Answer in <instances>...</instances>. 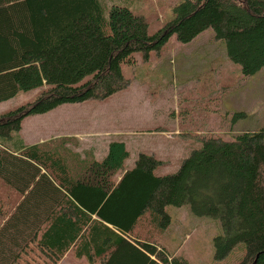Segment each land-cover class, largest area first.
Instances as JSON below:
<instances>
[{
    "label": "trees",
    "instance_id": "16d2710c",
    "mask_svg": "<svg viewBox=\"0 0 264 264\" xmlns=\"http://www.w3.org/2000/svg\"><path fill=\"white\" fill-rule=\"evenodd\" d=\"M174 13L149 35L143 17L101 0H0V104L38 91L0 114V142L12 144L0 150V264H188L145 238L148 221L166 229V207L184 205L220 222L215 260L242 243L240 264H264V128L195 136L199 148L163 176L146 153L125 168L121 141L97 161L14 138L30 116L125 90L122 65L148 62L172 37L188 44L211 29L243 76L264 66V0H182Z\"/></svg>",
    "mask_w": 264,
    "mask_h": 264
},
{
    "label": "rangeland",
    "instance_id": "374dc122",
    "mask_svg": "<svg viewBox=\"0 0 264 264\" xmlns=\"http://www.w3.org/2000/svg\"><path fill=\"white\" fill-rule=\"evenodd\" d=\"M181 1L101 0V4L105 11L112 5L128 8L145 19L148 34L153 35L175 18L174 9ZM137 62L139 64L122 65L123 75L132 81L125 90L103 101L65 104L46 114L30 116L22 123V138L31 144L44 141L55 146L62 143L64 147L81 151L93 139L121 136L129 140L130 158L125 166L131 168L140 152L157 149L146 147L152 145V141L170 142L174 146L179 140L174 135L177 131L172 126L175 124L181 130L188 126L190 128L185 130L189 131L211 127L200 131L226 141L264 128V66L252 76H243L240 67L228 59L225 43L216 40L211 29L188 44H181L172 37L158 54H151L148 62L142 63L139 56ZM37 94L38 91L19 93L0 104V114L33 102ZM242 113L244 116H236ZM174 117L176 119L172 120ZM163 118L164 121L169 118V129L163 131L167 134L150 138L148 135L152 132H162L156 128L162 126ZM17 137L20 135L15 134V140ZM11 147L9 142H0V150ZM164 148L165 145H161L156 153L166 161H162L155 172L158 176L175 174L182 159L188 156L178 151L164 153ZM165 211L170 217L168 227L162 229L148 221L149 233L145 238L152 239L168 255L183 258L188 264H240L245 253L242 243L225 259H214L213 242L222 234L217 219L198 217L187 205L168 206Z\"/></svg>",
    "mask_w": 264,
    "mask_h": 264
},
{
    "label": "crops",
    "instance_id": "0c3cea01",
    "mask_svg": "<svg viewBox=\"0 0 264 264\" xmlns=\"http://www.w3.org/2000/svg\"><path fill=\"white\" fill-rule=\"evenodd\" d=\"M135 64H139L137 62V57H136V63ZM143 68L144 67L142 66V70H143ZM202 95L204 96V94H202ZM175 119H176L175 117L172 118V120H175ZM168 120H169V118H168ZM168 120L166 119L164 121V118H163V120H162V126H160L159 128H156V129H158L159 131H162V132H159V133H153L152 132L148 136L150 138H151V136H153L152 139H154V138H157L156 136H164V135H166L167 133H165V132L168 131V129H169V127L167 125L169 123ZM172 123L174 124L175 121L172 122ZM172 123H171V125H172ZM172 127H175L174 129L177 132H175L174 135H177V138L179 139L178 142H176L174 146H171V143L170 142H167L166 144H163L160 141H157V142L152 141V145H150L149 147L148 146H146V147L147 148L156 147L157 149H147L146 152H140V153H146V154L153 155V156L157 157L156 156L157 155L156 153L159 150L160 146L161 145H165V148L162 150L164 153H174L175 151H178V152H181V153H187L186 155H188L191 152V150L197 149L200 146V142L198 141V139H196V138L195 139H192V138H194L195 136H199V137L207 136V134L212 135V134H210L208 132H207V134H204V132H206V131H200V130H207L208 128L211 129V127H204L203 129L196 128L194 131L185 130V128H190L188 126H185V128L183 130H181L180 127H176V124H175V126H172ZM153 129H155V128H153ZM163 131H165V132H163ZM19 135H20V139L23 142V144H21V146H20L21 148H23L25 146H33V145H41V144H44V141H40L39 143H34V144L27 143L22 138L21 131L19 132ZM115 137H114V135L113 136L111 135V136H108L107 139L100 138V139H95L94 140L92 138L93 140L91 139L92 142L88 145V147L87 148H84L81 151H76V148L75 149L74 148H70L69 146L68 147H58L56 149H59V150L63 149V150L68 151V152L71 151L72 154H74L76 157H79L80 156L81 159H87V158L91 157V158H94L95 160L99 161V160H102L106 156V154L108 152V147H109L110 143H112V142H115V141H121V142H123L125 144V146H126L127 151H128V145H129L128 143H129V140L126 141L121 136H119V137L117 136L116 138ZM131 138H133V137H131ZM137 144H139V143H137ZM98 151H99V154L97 153ZM98 155H100V157ZM101 155H102V157H101ZM157 159L159 161H161V162L163 161L159 157H157ZM164 162H166V161H163V163ZM126 167H127V169H129L128 168L129 167L128 165ZM117 179L119 180L120 178L118 177Z\"/></svg>",
    "mask_w": 264,
    "mask_h": 264
}]
</instances>
